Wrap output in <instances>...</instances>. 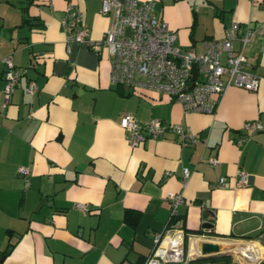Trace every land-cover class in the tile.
Returning <instances> with one entry per match:
<instances>
[{
	"label": "crops",
	"instance_id": "obj_1",
	"mask_svg": "<svg viewBox=\"0 0 264 264\" xmlns=\"http://www.w3.org/2000/svg\"><path fill=\"white\" fill-rule=\"evenodd\" d=\"M67 3L82 12L88 37L101 39L111 18L100 13V0H0V264H144L170 220L168 191L184 198L176 228L210 222L204 232L233 237L201 236L247 242L244 261L264 264V128L243 129L252 120L264 127V0L155 2L176 42L197 53L233 21L262 29L244 50L259 75L257 89L227 86L213 113L185 112L165 94L113 86L104 46L66 43L60 19ZM4 57L27 69L7 104ZM126 113L181 123L205 140L181 146L167 133L131 147L119 125ZM21 165L29 168L26 179ZM183 167L191 172L185 186ZM237 170L248 173L245 184ZM126 209L138 217L126 221Z\"/></svg>",
	"mask_w": 264,
	"mask_h": 264
},
{
	"label": "built area",
	"instance_id": "obj_2",
	"mask_svg": "<svg viewBox=\"0 0 264 264\" xmlns=\"http://www.w3.org/2000/svg\"><path fill=\"white\" fill-rule=\"evenodd\" d=\"M155 2L156 0H100V13L109 16L111 22L99 40L88 37L82 12L73 3L66 4L60 27L66 43L84 42L95 49L105 47L110 62V82L113 86L165 94L179 102L185 112H215L222 93L229 85L249 91L257 89L259 75L250 69L251 64L244 50L247 42L262 33V29L254 28L250 24L242 26L233 21L225 28L223 38L204 41L202 51L197 53L176 42L175 32L157 15ZM2 61L5 64L2 91L4 104H7L27 69L15 66L9 57H4ZM34 89V83L29 81L27 91L33 92ZM119 125L131 147H136L147 139H165L167 133L173 134L181 146L195 145L205 140L202 133L192 131L181 123L164 124L157 118L139 121L129 113L121 116ZM262 128L264 127L257 120L246 121L243 125L246 131ZM241 140L239 138L237 142ZM209 162L216 164L217 160L211 157ZM17 172L26 179L29 168L21 165ZM164 173L170 174L169 171ZM190 173L189 168H182V186H185ZM236 176L239 184L247 182L248 173L244 170H237ZM224 181L225 177L219 178V184ZM166 198L170 205L171 219L178 215V206L184 202V198L180 192L173 191H168ZM75 207L85 210L84 204L79 202L75 203ZM172 228L174 230L154 236V250L144 264H151L153 261L158 264L170 262L157 252L164 237L176 231L181 233L183 255V231Z\"/></svg>",
	"mask_w": 264,
	"mask_h": 264
},
{
	"label": "bare ground",
	"instance_id": "obj_3",
	"mask_svg": "<svg viewBox=\"0 0 264 264\" xmlns=\"http://www.w3.org/2000/svg\"><path fill=\"white\" fill-rule=\"evenodd\" d=\"M191 236L189 238V244H188V258L189 257H195L199 254V245H200V238ZM166 240V241H165ZM169 243H166V242ZM217 242L222 251H229L231 252L236 259H238L242 264H249L250 261H244L246 260V256H250V246L247 242L242 241H233V240H226V239H220V240H214ZM181 242L182 237L180 231H176L174 234L170 235L167 234L162 243L161 247L158 250L157 254L163 258H168L170 261H178L180 255H182L181 251ZM151 264H158L157 261H153ZM166 264V263H164ZM174 264V263H171Z\"/></svg>",
	"mask_w": 264,
	"mask_h": 264
},
{
	"label": "trees",
	"instance_id": "obj_4",
	"mask_svg": "<svg viewBox=\"0 0 264 264\" xmlns=\"http://www.w3.org/2000/svg\"><path fill=\"white\" fill-rule=\"evenodd\" d=\"M26 7H24L25 9ZM27 19V18H25ZM137 212L136 211H133L131 209H126L125 212H124V219L128 222H132L130 220H135L137 218ZM134 218V219H132ZM177 221V218L176 216L171 218L168 222V225L166 227V229L170 228V227H174L175 223ZM135 222V221H134ZM182 231H183V234H184V248L185 246L187 245V238L189 235H209V236H215V237H233V236H226V235H221V234H218L216 232H204L202 228H197V229H188L186 228V226H182L181 227ZM12 247V244L9 245V247L7 248L6 251H9ZM217 260H222L225 264H237L235 262H232L231 260V257L229 255H223V256H220V257H211V258H207V259H195V260H189L186 262L189 263V262H213V261H217ZM144 262V260H143ZM142 264V263H141Z\"/></svg>",
	"mask_w": 264,
	"mask_h": 264
},
{
	"label": "water",
	"instance_id": "obj_5",
	"mask_svg": "<svg viewBox=\"0 0 264 264\" xmlns=\"http://www.w3.org/2000/svg\"><path fill=\"white\" fill-rule=\"evenodd\" d=\"M194 75L196 71H193ZM202 229H211L212 223L210 222H203L201 224ZM232 254L229 251H222L220 245L215 242L213 239H203L199 245V254L189 260L195 259H207L211 257H220L226 254Z\"/></svg>",
	"mask_w": 264,
	"mask_h": 264
},
{
	"label": "rangeland",
	"instance_id": "obj_6",
	"mask_svg": "<svg viewBox=\"0 0 264 264\" xmlns=\"http://www.w3.org/2000/svg\"><path fill=\"white\" fill-rule=\"evenodd\" d=\"M174 227H177V226H174ZM176 229V228H175ZM171 230H174V228H172V227H170L169 229H167V230H165L163 233L165 234V233H167L168 231H171ZM191 236V235H190ZM189 236V237H190ZM195 236H198V235H195ZM199 237H201L202 239H211V238H209V237H204V236H201V235H199ZM189 239V238H188ZM189 242V241H188ZM166 243H169L168 241L166 242ZM182 251V250H181ZM182 254V253H181ZM187 254H188V245L187 246H185V248H184V253H183V255H180V257H179V260L178 261H170L169 263H166V264H171V262L172 263H181V264H186V262L187 261H189V259L190 258H188V256H187ZM226 255H229L230 257H231V260L233 261V262H235V263H237V264H240V262L234 257V255L233 254H226ZM181 258V259H180Z\"/></svg>",
	"mask_w": 264,
	"mask_h": 264
}]
</instances>
